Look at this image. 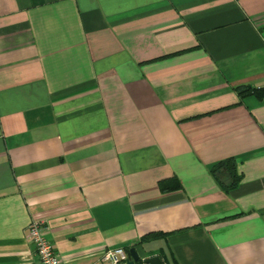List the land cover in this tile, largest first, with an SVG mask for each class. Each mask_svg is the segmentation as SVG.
I'll return each instance as SVG.
<instances>
[{
	"label": "crops",
	"instance_id": "0c3cea01",
	"mask_svg": "<svg viewBox=\"0 0 264 264\" xmlns=\"http://www.w3.org/2000/svg\"><path fill=\"white\" fill-rule=\"evenodd\" d=\"M31 219L60 264H264V0H0V264Z\"/></svg>",
	"mask_w": 264,
	"mask_h": 264
},
{
	"label": "built area",
	"instance_id": "2783aa9c",
	"mask_svg": "<svg viewBox=\"0 0 264 264\" xmlns=\"http://www.w3.org/2000/svg\"><path fill=\"white\" fill-rule=\"evenodd\" d=\"M45 226L39 219H31L27 224V237L31 241L40 264H60L57 253L44 235ZM127 257L124 247L117 245L107 248L101 254L105 264H124Z\"/></svg>",
	"mask_w": 264,
	"mask_h": 264
},
{
	"label": "trees",
	"instance_id": "16d2710c",
	"mask_svg": "<svg viewBox=\"0 0 264 264\" xmlns=\"http://www.w3.org/2000/svg\"><path fill=\"white\" fill-rule=\"evenodd\" d=\"M247 92L255 93L258 96L262 95L261 89H255V88H251V87H242V88H240L239 91H238V94H243V93H247ZM220 166H222L225 169V172L231 178V180H230L231 183L224 184V188H229L233 184L232 181H234L237 178V175H236L235 170H234V163H233L231 158H224V159H221V160L217 161L213 165V169L215 170V168L220 167ZM178 186H179L178 181L176 179H173V181H171V184H169L167 187L168 188H176Z\"/></svg>",
	"mask_w": 264,
	"mask_h": 264
},
{
	"label": "water",
	"instance_id": "95a60500",
	"mask_svg": "<svg viewBox=\"0 0 264 264\" xmlns=\"http://www.w3.org/2000/svg\"><path fill=\"white\" fill-rule=\"evenodd\" d=\"M128 255L124 260V264H163L160 257L157 254L140 257L133 247L128 248Z\"/></svg>",
	"mask_w": 264,
	"mask_h": 264
}]
</instances>
